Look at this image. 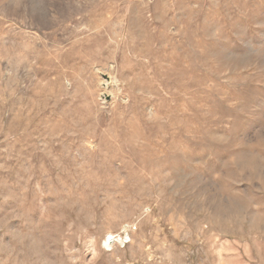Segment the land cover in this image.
<instances>
[{"label": "rangeland", "instance_id": "1", "mask_svg": "<svg viewBox=\"0 0 264 264\" xmlns=\"http://www.w3.org/2000/svg\"><path fill=\"white\" fill-rule=\"evenodd\" d=\"M0 264H264V0H0Z\"/></svg>", "mask_w": 264, "mask_h": 264}, {"label": "built area", "instance_id": "2", "mask_svg": "<svg viewBox=\"0 0 264 264\" xmlns=\"http://www.w3.org/2000/svg\"><path fill=\"white\" fill-rule=\"evenodd\" d=\"M130 242V241H129ZM129 242H125V244L129 243Z\"/></svg>", "mask_w": 264, "mask_h": 264}, {"label": "bare ground", "instance_id": "3", "mask_svg": "<svg viewBox=\"0 0 264 264\" xmlns=\"http://www.w3.org/2000/svg\"><path fill=\"white\" fill-rule=\"evenodd\" d=\"M127 235V234H126ZM127 237H128V235H127Z\"/></svg>", "mask_w": 264, "mask_h": 264}]
</instances>
